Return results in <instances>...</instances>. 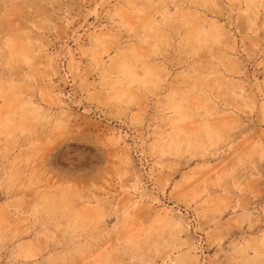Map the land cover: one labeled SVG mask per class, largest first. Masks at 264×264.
<instances>
[{"label":"rangeland","instance_id":"374dc122","mask_svg":"<svg viewBox=\"0 0 264 264\" xmlns=\"http://www.w3.org/2000/svg\"><path fill=\"white\" fill-rule=\"evenodd\" d=\"M0 264H264V0H0Z\"/></svg>","mask_w":264,"mask_h":264}]
</instances>
